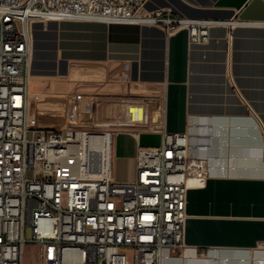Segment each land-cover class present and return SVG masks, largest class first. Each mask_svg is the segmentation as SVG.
Returning a JSON list of instances; mask_svg holds the SVG:
<instances>
[{
  "label": "crops",
  "instance_id": "1",
  "mask_svg": "<svg viewBox=\"0 0 264 264\" xmlns=\"http://www.w3.org/2000/svg\"><path fill=\"white\" fill-rule=\"evenodd\" d=\"M145 9L264 21V0H149ZM27 124L110 131L117 169L139 147L188 133L209 175L186 192L185 248L162 264H264V27L185 28L60 20L32 25Z\"/></svg>",
  "mask_w": 264,
  "mask_h": 264
},
{
  "label": "built area",
  "instance_id": "2",
  "mask_svg": "<svg viewBox=\"0 0 264 264\" xmlns=\"http://www.w3.org/2000/svg\"><path fill=\"white\" fill-rule=\"evenodd\" d=\"M149 0H0V264H23L27 242L36 264H162L185 248L186 192L209 175L188 133L164 132L138 148L135 175L113 176L110 131L55 130L27 124L32 25L83 20L185 28L193 43L217 21L148 11ZM30 230L27 241L25 232ZM131 251V256L127 254Z\"/></svg>",
  "mask_w": 264,
  "mask_h": 264
},
{
  "label": "rangeland",
  "instance_id": "3",
  "mask_svg": "<svg viewBox=\"0 0 264 264\" xmlns=\"http://www.w3.org/2000/svg\"><path fill=\"white\" fill-rule=\"evenodd\" d=\"M115 155L113 156V176L115 179L120 178L121 176H125L127 173L124 169H117L115 164ZM25 238L27 241H30L31 233L27 228L25 232ZM127 254L131 256V251L127 250ZM36 256H37V246L33 243L27 242L24 248L23 255V264H36Z\"/></svg>",
  "mask_w": 264,
  "mask_h": 264
}]
</instances>
